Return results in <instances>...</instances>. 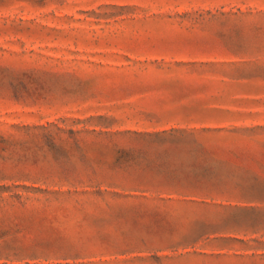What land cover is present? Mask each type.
<instances>
[{
	"label": "rangeland",
	"instance_id": "374dc122",
	"mask_svg": "<svg viewBox=\"0 0 264 264\" xmlns=\"http://www.w3.org/2000/svg\"><path fill=\"white\" fill-rule=\"evenodd\" d=\"M0 264H264V0H0Z\"/></svg>",
	"mask_w": 264,
	"mask_h": 264
}]
</instances>
